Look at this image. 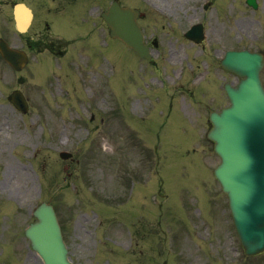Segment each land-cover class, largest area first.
I'll use <instances>...</instances> for the list:
<instances>
[{"label": "rangeland", "instance_id": "374dc122", "mask_svg": "<svg viewBox=\"0 0 264 264\" xmlns=\"http://www.w3.org/2000/svg\"><path fill=\"white\" fill-rule=\"evenodd\" d=\"M34 1L41 3L43 0ZM110 1L92 0V5L102 2L106 6ZM120 1L149 10L142 28L147 36L153 32L160 36L161 49L157 61L161 60L159 66L167 75L162 78L167 88L163 89L158 83L152 84L150 80L154 77L150 76L135 89L141 91L144 103L148 104L149 116L147 122L140 120L137 129L140 136L136 139L139 142L127 140L124 135L126 132L131 134V121H134L126 114L125 105L130 92L134 91L132 82L139 80L137 60L124 50L120 54L116 50L114 68L108 76L102 75L100 92L102 95L105 92L110 94L112 107L118 104V115L126 124V132L117 127L120 122L108 106L100 102L101 94L97 92L94 81L86 83L85 93L90 96V102L95 101V97L98 99L99 108L88 101L77 111L69 112L68 109L78 106V96L72 91V85L65 80L62 88L64 95L53 94L44 78L49 69H41L39 64L40 72L37 74L36 70L27 88V92H33L28 94L32 106L28 116L22 117L6 102L3 104L0 95L1 259L6 264H42L29 250L23 230L33 220L31 210L40 202H47L55 208L69 257L75 264H96L101 253L105 259L101 264H110V261L114 264H162L164 260L166 264H264V256L251 259L240 255L231 223L230 232L228 230V235L217 247L226 221L220 209L223 206L220 188L212 177L218 159L212 153L211 145L204 139L200 140L199 135L206 130L203 119L195 117L196 110L191 109L185 95L176 94L179 91L173 84L174 80L181 79L182 74L186 77L184 69L189 60L186 55L191 57L195 52L190 44L188 47L179 45L175 39L193 22L183 17L178 8L181 5L183 10H187L193 2L201 4L202 0H180L174 5L175 13L166 12L167 3L173 5L171 0ZM258 1L260 8L253 14L244 8L243 0H217L215 10L209 13L208 29L213 28V32L221 30L223 34L222 26L229 27L230 36L225 37L226 44L232 46L239 42L238 46L246 45L264 51V0ZM46 2L47 5L65 3L61 0ZM75 3L77 0L68 5ZM153 6L163 9L171 18L165 19L164 12L155 13ZM190 14L191 11L188 12ZM96 36L99 37V34ZM74 46L71 44L69 51ZM162 63L166 65L162 66ZM187 64L185 90L189 97H196L203 107H223L221 74L214 61L201 59L200 79L197 78L199 73L193 75L190 71L197 70L198 65L191 61ZM126 66L133 70L129 72ZM163 74L157 76L161 78ZM55 75L60 80L65 78L64 73ZM164 90L168 91L164 93ZM36 94L51 107L44 106ZM185 106L188 112L183 110ZM162 107L166 108L163 115ZM93 109L96 110L95 119L85 122L83 119L91 118ZM129 110L147 116L145 107L136 105ZM102 115L104 120L100 119ZM161 125L162 144L158 151L161 166L157 168H161L163 190L170 198L165 197L163 190L158 192L159 181L152 173L149 176L152 168L156 167L152 148L157 145L154 138L159 134ZM88 132H91L90 135ZM142 145L145 147H140ZM59 152L71 153L72 159L61 160ZM202 170L201 177H196L195 174ZM139 171L145 173L146 178H141ZM130 181L136 183L133 185L132 182L133 193L127 203ZM218 201L220 208L217 207ZM126 206V214H122ZM117 217L122 218L124 226L116 225L113 219ZM157 221L161 222V229H158ZM130 224L131 230H143L145 236L133 230L126 233ZM192 227L195 228L194 236H189L190 242L186 244V235ZM106 228L107 231L104 230ZM114 228L118 230L111 232ZM174 230L179 235L178 241ZM209 230L220 235L210 241ZM105 236L112 240L110 246L114 251L110 254L104 253L108 252L109 246L104 242ZM181 236L185 244L181 243ZM230 242L238 253L226 248ZM137 249L142 251L141 256Z\"/></svg>", "mask_w": 264, "mask_h": 264}, {"label": "water", "instance_id": "95a60500", "mask_svg": "<svg viewBox=\"0 0 264 264\" xmlns=\"http://www.w3.org/2000/svg\"><path fill=\"white\" fill-rule=\"evenodd\" d=\"M112 16L118 18L117 24L112 27ZM136 17V12H132L128 9H120L116 4H113L107 15L108 18V25L110 28L115 30V34L125 41L128 45L133 47L140 56L146 55V50L141 44V36L138 31V28L134 22ZM135 36V39H133ZM261 67V63L258 65V68L255 72V81L256 86L253 88L251 84V77L245 73H240L238 76L242 77L243 75L246 76L245 80H241L239 85L236 89H232L226 86L227 94L232 98V92H239L240 88L244 86L243 92L235 96L238 100L236 104H234L233 108L235 113L237 112V107H241L242 105L249 103L252 99L253 92H256L259 97L258 106L255 108L254 113L251 111L252 115V122L259 121V118L264 115V96L261 91L260 82L258 78V70ZM246 97V98H244ZM250 98V99H249ZM235 115V114H234ZM225 115L224 111L220 114H212L210 117L211 122L213 123V130L210 132V138L216 141V152H218V148L225 154V157L222 159V164L218 167L215 171L216 177L219 179L223 191L228 195L230 199V203L233 199L236 201L237 204V212L233 213V219L235 224H237L241 230L245 229V233L243 232V236L239 232V237L245 249V253L247 255L255 254L257 251H260L264 248V240L262 241L255 239L254 234L256 233L254 229H264V218L261 219V224H256L254 229L248 228V221L245 219L246 211L243 209L245 206L244 200L240 198L242 192H240L238 185L235 183L233 184L234 178L231 176L230 168L227 164V157L231 154H236L235 147L237 140L234 136L236 134H241L243 130H249V126H246V120L244 117L240 116L241 112L237 113L235 116ZM233 135V136H231ZM234 150V151H233ZM219 154V152H218ZM220 155V154H219ZM221 156V155H220ZM235 172V170H233ZM221 174V179H220ZM263 179L260 178V181ZM247 188L255 197L257 204L261 207H264V195L257 191L258 185H247L243 186L242 190ZM258 207L256 208V210ZM35 216L38 218V223L30 226L29 229L26 231L27 237L30 239L32 247L39 253L42 257L44 264H70L66 259V252L62 245V241L59 234V229L56 223V219L52 208L50 206L42 205L39 207L36 212ZM237 216L241 217V220H237ZM236 225L237 229L238 226ZM239 231V230H238ZM260 233V231H258ZM248 236L245 237V236Z\"/></svg>", "mask_w": 264, "mask_h": 264}, {"label": "flooded vegetation", "instance_id": "af4514ba", "mask_svg": "<svg viewBox=\"0 0 264 264\" xmlns=\"http://www.w3.org/2000/svg\"><path fill=\"white\" fill-rule=\"evenodd\" d=\"M0 6H6L8 5V3H6L5 1L3 0H0ZM3 21L4 22H7L8 19L6 18V16L3 18ZM46 21L44 22L45 24V27H46ZM45 32H47V30H45ZM18 38H21V39H25L27 41L33 39V38H36L37 40L41 41V40H46V38H48V36L46 35V33L42 32V31H39V30H35L34 27L30 26L29 29L24 33V34H20L17 36ZM28 48L32 46H27ZM38 50V52H42V51H45V50H48L49 48L48 47H40V48H36Z\"/></svg>", "mask_w": 264, "mask_h": 264}]
</instances>
